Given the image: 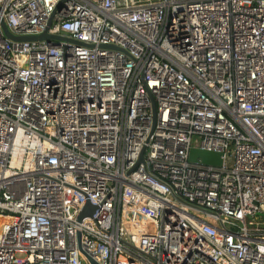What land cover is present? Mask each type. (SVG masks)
<instances>
[{
	"label": "built area",
	"instance_id": "2783aa9c",
	"mask_svg": "<svg viewBox=\"0 0 264 264\" xmlns=\"http://www.w3.org/2000/svg\"><path fill=\"white\" fill-rule=\"evenodd\" d=\"M0 234V264H264V0H0Z\"/></svg>",
	"mask_w": 264,
	"mask_h": 264
},
{
	"label": "water",
	"instance_id": "95a60500",
	"mask_svg": "<svg viewBox=\"0 0 264 264\" xmlns=\"http://www.w3.org/2000/svg\"><path fill=\"white\" fill-rule=\"evenodd\" d=\"M2 28L7 35V37L16 40V41H50L52 39L55 40H62L63 38L60 36H50L48 34V30L41 36H27V37H15L13 36L10 32L6 24L2 21ZM153 115H154V127L157 122V107L156 103L153 100ZM199 160H201V163L205 165H212V166H222L223 160H222V155L219 153H211V152H205L201 151L198 149L193 148L190 152V162L192 163H198ZM140 163H145V158H144V152L141 154L140 157ZM97 210V207L93 205L89 200L86 202L80 216H79V221H83L86 217H93Z\"/></svg>",
	"mask_w": 264,
	"mask_h": 264
},
{
	"label": "bare ground",
	"instance_id": "6f19581e",
	"mask_svg": "<svg viewBox=\"0 0 264 264\" xmlns=\"http://www.w3.org/2000/svg\"><path fill=\"white\" fill-rule=\"evenodd\" d=\"M1 235V234H0Z\"/></svg>",
	"mask_w": 264,
	"mask_h": 264
}]
</instances>
